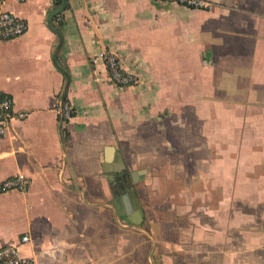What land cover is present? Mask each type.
Segmentation results:
<instances>
[{
    "label": "crops",
    "instance_id": "obj_1",
    "mask_svg": "<svg viewBox=\"0 0 264 264\" xmlns=\"http://www.w3.org/2000/svg\"><path fill=\"white\" fill-rule=\"evenodd\" d=\"M210 1H0L28 23L0 41V89L28 111L0 137V184L29 177L0 190V246L37 264H264V0ZM109 49L138 85L91 61Z\"/></svg>",
    "mask_w": 264,
    "mask_h": 264
},
{
    "label": "built area",
    "instance_id": "obj_2",
    "mask_svg": "<svg viewBox=\"0 0 264 264\" xmlns=\"http://www.w3.org/2000/svg\"><path fill=\"white\" fill-rule=\"evenodd\" d=\"M1 1V0H0ZM22 1V0H18ZM160 3L175 4L189 9L210 10L212 1L210 0H153ZM28 29L25 19L17 17L9 11H0V41L10 40L24 34ZM102 60L108 76L113 84L118 88L136 86L139 78L131 71L127 70L119 54L113 50H103L92 56L91 61ZM61 119L69 121L73 116V109L69 102L62 101L59 105ZM28 111L15 108L12 97L0 89V137L6 134L13 119H24ZM29 187V177L25 174H17L3 180L0 190L16 189L26 191ZM29 240V235L24 233L18 243L23 244ZM0 264H37V262L20 252L18 245L7 244L0 246Z\"/></svg>",
    "mask_w": 264,
    "mask_h": 264
},
{
    "label": "water",
    "instance_id": "obj_3",
    "mask_svg": "<svg viewBox=\"0 0 264 264\" xmlns=\"http://www.w3.org/2000/svg\"><path fill=\"white\" fill-rule=\"evenodd\" d=\"M58 39H59V42L57 43V46H56V48L54 50V56L56 55V52L58 51V49L60 47V44H61V35L60 34H58ZM65 78L67 79V74L65 75ZM119 180L124 184L123 191L126 192L125 195L132 197L133 208L139 209V205L137 203V199H136V196H135V192L133 191L132 185H130V184L127 183L126 176L124 174L121 175L119 177ZM117 207L119 208V206H117ZM122 213H123V211H120V214L123 217H125Z\"/></svg>",
    "mask_w": 264,
    "mask_h": 264
},
{
    "label": "trees",
    "instance_id": "obj_4",
    "mask_svg": "<svg viewBox=\"0 0 264 264\" xmlns=\"http://www.w3.org/2000/svg\"><path fill=\"white\" fill-rule=\"evenodd\" d=\"M54 60H55V62L57 64V66L59 67V69L63 72V74L66 75L67 74L66 70L60 64H58V61L56 59V56H54Z\"/></svg>",
    "mask_w": 264,
    "mask_h": 264
}]
</instances>
